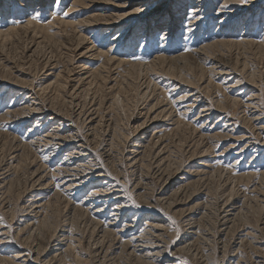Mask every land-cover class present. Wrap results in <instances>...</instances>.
<instances>
[{
  "label": "rangeland",
  "instance_id": "obj_1",
  "mask_svg": "<svg viewBox=\"0 0 264 264\" xmlns=\"http://www.w3.org/2000/svg\"><path fill=\"white\" fill-rule=\"evenodd\" d=\"M190 1L191 11L186 0H56L54 7L52 0H0V264H64L58 257L65 252L72 260L66 264L76 258L83 264H158V254L137 252L133 246L140 243L124 244V223L103 236L113 213L105 208L100 218L95 212L106 194L122 199L121 220L142 225L147 217H161L160 255L170 264H264L252 239L264 245V134L256 130L264 127V47L214 44L203 55L191 52L223 31L234 32L235 40L243 32L262 36L264 0L227 25L223 19L239 6ZM198 3L202 10L195 14ZM139 8L151 9L140 15ZM221 70L225 74H216ZM162 109L172 111V121L164 117L152 125L158 132L153 142L162 136L161 145L129 161L145 133L140 125ZM55 115L85 137L87 160L101 182L83 186L79 180L73 188L60 181L55 171L65 152L54 151L49 137L59 123ZM253 154L256 177L237 179ZM204 160L209 174L192 177ZM177 171L191 176L171 196ZM93 189L99 194L88 197ZM160 192L186 205L175 216L169 201L155 202ZM151 238L142 241L150 247ZM180 246L187 248L180 253Z\"/></svg>",
  "mask_w": 264,
  "mask_h": 264
},
{
  "label": "bare ground",
  "instance_id": "obj_2",
  "mask_svg": "<svg viewBox=\"0 0 264 264\" xmlns=\"http://www.w3.org/2000/svg\"><path fill=\"white\" fill-rule=\"evenodd\" d=\"M90 3H94V0H89ZM140 1V0H139ZM142 3H146L147 0H141ZM215 1V0H213ZM217 1V0H216ZM224 1V5L226 4L227 6H239L236 8V10L232 11L229 15H227L223 20L226 22V25L230 22V18H232L233 16L237 17L239 16L240 14L242 13H245L246 10H248L249 8H253L257 5V3L259 2L258 0H246V3H238L236 0H223ZM190 0H186V4L188 5V10L191 11V7H190ZM249 2V3H247ZM75 3H80V1H76ZM141 3V2H140ZM141 3V4H142ZM88 4V5H89ZM180 5H182L181 3H179ZM199 4V5H198ZM198 9L199 11H194L193 10V13L197 14V13H200L201 10H202V5L200 3H198ZM207 4V3H206ZM145 7L146 5H141L140 7ZM184 7V6H183ZM140 9V8H139ZM151 9V8H150ZM149 8H143V9H140V11H137L139 12L140 15L142 14H145L146 12H148L150 10ZM181 10L182 7L178 6V9L177 10ZM176 11V9H175ZM173 11L171 14H172V18H175L177 17L176 15V12ZM191 14V12H189ZM222 14V13H221ZM176 15V16H174ZM213 16V15H211ZM218 16V15H217ZM222 16V15H221ZM233 17V18H235ZM164 17H161L160 21L163 20ZM86 21V20H85ZM84 21V22H85ZM264 21V20H263ZM105 22V20H104ZM250 22V19H247V23L245 24V26H248ZM96 22H88L87 21V24L88 25H96L95 24ZM186 23V22H185ZM223 21L221 20L219 22V25L222 24ZM263 24V23H262ZM262 24H259V25H262ZM171 25V24H170ZM101 27L100 25L99 26H95V28L93 29V33L99 28ZM245 29V28H244ZM193 30V29H192ZM191 30V31H192ZM250 31V30H249ZM170 28L167 29V31H165L164 35H167V34H170ZM192 33V32H191ZM260 33V32H259ZM235 33L232 32V33H228L226 34L225 31L221 32V34L217 37H211L210 39L212 40V43H209L207 44L205 41L204 42H201V45L199 46L200 48L198 49V45H195L193 46V49L191 50V52H196L200 55H203V53L205 52H209L207 51L212 45L214 46V44H220V45H228V44H235V45H247V46H257L259 48L261 47H264V30L262 31V36H256L254 35L253 33L252 34H249V32L247 33H241V35L237 36V40L236 39V35H234ZM93 35V34H92ZM189 35V34H188ZM187 35V36H188ZM186 37V35H185ZM187 38V37H186ZM184 39V37H183ZM186 40V39H185ZM189 40V39H188ZM167 41V40H166ZM184 41V40H183ZM254 42H256V44H254ZM259 44V45H258ZM263 44V45H262ZM185 47H188V43L186 44L185 43ZM190 48V46H189ZM187 48V49H189ZM196 48V49H195ZM184 49V47H183ZM185 49V50H187ZM97 54L102 55V53H99L97 52ZM198 57V56H197ZM206 57V56H204ZM210 57V56H209ZM201 58V57H200ZM212 58V57H211ZM109 61H112V59H108ZM202 60V59H201ZM206 61H210V65H214L215 66V63L213 60H209V59H204ZM218 62V61H217ZM220 65V64H219ZM223 65V64H221ZM214 66H210L211 68L209 70L211 71H216V69H222L221 67L217 66V67H214ZM223 70H221L220 72H216V74H225V73H222ZM212 72V73H213ZM211 73V72H210ZM178 81V80H177ZM176 82V81H175ZM228 82V81H227ZM235 84H237L235 82ZM153 85V84H152ZM153 88H154V85H153ZM232 92V91H231ZM250 96V95H249ZM251 97V96H250ZM252 98V97H251ZM255 100V96L253 99H250V101H253ZM232 102H238V99H233ZM194 103V102H193ZM251 104V103H250ZM249 105V104H248ZM225 108H226V105H223ZM222 106V107H223ZM250 106V105H249ZM257 106V105H256ZM193 106H189L188 109H185L184 111H189L192 109ZM208 107V106H207ZM205 107L204 109V112L206 111H210L211 108H207ZM223 107V108H224ZM159 107V102L154 104L153 106L150 107V109L148 110V114L149 113H153V111L155 112ZM203 108V107H202ZM246 110V109H245ZM258 112V111H257ZM208 113V112H207ZM235 113V112H234ZM248 113V112H247ZM90 114V113H89ZM201 114V113H200ZM180 115V114H179ZM209 114H206V115H202V116H208ZM240 115V114H239ZM81 116V114L79 113L78 114V117ZM172 116V111H170L169 113H167V111H165V109H162L160 110V112L158 114H156L153 118L149 119L148 121H144V123H142L140 125L139 128H143V130H145V133L142 134L143 136H140L139 140L137 141V145H134L133 147L137 150H134V152H132L130 157L132 158H129V161H134V162H137L139 161V156L142 154V151L146 148V147H149L150 145L153 146L152 148H155V147H159V145H161V141H162V136L156 141V142H153V139L156 137L157 133L158 132H154V129L155 128H152V125L155 124V122H157L158 120H160V118H164V117H167V121H172V119L170 118ZM201 116V117H202ZM237 116V115H235ZM177 117V116H176ZM58 116L55 115V118L54 120H58L57 119ZM147 118V117H146ZM181 118V117H179ZM227 118V117H225ZM234 118V117H233ZM48 120H52L51 119H48ZM257 120V119H255ZM59 123L55 124V126H53V129H52V132L49 134L50 136V141H54L55 144L53 145H56L57 148L53 150L56 151V152H65L64 154V158L60 161V163L57 165V169L55 172H57V176H59V179L61 181V179L65 180L66 183H68L69 187H73V188H79L78 186V183H80L79 180H81V185H88L91 184V183H94V182H101L102 181V178L103 176L100 175V174H95L94 173H98L96 172V168H93V166L90 164V161L87 160V155L85 154V151H86V146H87V140L85 139V137H83L82 133H76V132H79V130H73L71 129L72 127H69L71 125H68L66 126L65 121H60L58 120ZM82 122L84 123V120H82ZM92 121L90 120L88 124V126H90V123ZM222 122V121H221ZM227 122V121H226ZM81 123V122H80ZM163 123V122H162ZM228 123V122H227ZM73 125V124H72ZM233 124L231 125H228V126H232ZM162 125L159 127L161 128ZM226 128V127H225ZM229 128V127H228ZM92 130V129H91ZM225 130V129H224ZM256 130H258V134L259 135H263L264 134V127H261V128H256ZM73 131H76V132H73ZM166 131V130H165ZM246 131V130H245ZM160 132V131H159ZM86 133V132H85ZM229 133V132H228ZM212 134V133H211ZM225 134H227V132L225 131ZM86 135V134H85ZM150 135V136H149ZM149 136V137H148ZM210 136V135H209ZM229 136V135H227ZM205 138V137H204ZM207 138V137H206ZM210 138V137H208ZM215 138V136H214ZM211 139V138H210ZM212 140V139H211ZM90 142V141H89ZM44 143V142H43ZM257 143V142H256ZM30 144V143H29ZM255 144V143H254ZM89 146V145H88ZM209 149V147H208ZM253 149V148H252ZM248 150V149H247ZM209 151V150H207ZM245 151V150H244ZM53 153V152H52ZM159 155V154H158ZM238 160V159H237ZM254 154L252 155V158H251V161L249 162V165L246 166V169L244 171V173L239 176V177H236L237 179H247L248 181H250L251 179H254L256 177V174L258 173V169L255 168L254 166ZM261 161V160H260ZM130 162V163H132ZM225 162V161H223ZM208 163V162H207ZM204 161L200 162L199 164H197V167L194 168L196 169L195 171H193V174H192V177L196 178V179H200V178H204L206 177L208 174H209V171L212 167L209 166V164H207ZM137 164V163H136ZM238 163H233L231 166H236ZM228 165V164H227ZM226 166V165H225ZM224 166V167H225ZM217 167H221L222 166H217ZM230 168L232 167H229L227 168V170L229 171ZM264 169V168H263ZM237 172V171H236ZM89 174V177L87 179H83L84 176L88 175ZM33 176V174H32ZM191 175L188 174V173H183V172H178L176 173L175 177H173L171 179V184L173 186H177L178 188H173L172 191H170L171 193V196H174V195H177L179 192H180V188L181 186L183 185H186V181L188 180V178L190 177ZM258 176V175H257ZM188 177V178H187ZM264 177V171L259 173V178H262ZM196 181V180H195ZM62 182V181H61ZM252 182V181H251ZM186 183V184H185ZM170 184V187L172 186ZM39 185V184H38ZM54 185V184H53ZM58 185V184H57ZM137 185V184H136ZM166 186V185H165ZM168 186V185H167ZM56 187V186H55ZM87 187V186H86ZM137 189V188H136ZM168 189V188H167ZM255 189V188H254ZM40 190V189H39ZM58 191V190H57ZM97 191V190H96ZM55 192V191H54ZM60 192V191H59ZM56 193V192H55ZM57 194V193H56ZM89 196L88 197H95L96 194H99V192H95V190L93 189V191L90 190L89 192ZM64 195V194H63ZM166 195H167V192L165 193H161L158 194V197L156 199V203L158 205H165L169 200L171 201L170 197L169 198H166ZM57 196V195H56ZM62 196V195H61ZM62 197H65V196H62ZM101 199V198H100ZM166 200V201H165ZM165 201V202H164ZM167 203L168 204V209L170 207H172V211L175 216L178 214V209H183L184 206L186 205V203H173V202H170ZM93 202V201H92ZM179 202V201H178ZM262 202V201H261ZM69 203V202H68ZM99 204H103V206L101 208H98V210L95 212V214L98 215V217L101 218V214L103 215V217H105V213L106 211L104 210L105 208H109L111 211V213H113L111 215V217L113 218L112 222L109 223L108 225H106L105 227V230L102 232L103 233V236L104 237H110L112 236V234L114 233V228H117L121 223H124L125 225L123 226V228L121 229L120 233L127 236V239L124 244H127V245H130L129 242H132L133 240L136 241L137 243H140L139 245L137 246H133L135 249H139L137 252H150V253H154V254H158L157 255V262L158 264H170L171 260L170 259H167V258H163L161 257V255L164 253L163 249L161 250V247L159 246L158 244V239L161 238L162 236V233H163V226L161 224V217H157L156 215L155 216H152V217H147L148 219H146L145 223H142V225H140V223L138 224V221L137 220H133L131 221L130 223L127 221V220H121V216L122 214L125 212V207L123 205V201L120 197L118 196H111L109 194H106L105 195V199L104 200H100V202H98ZM188 203V202H187ZM94 204V202H93ZM97 204V203H96ZM83 206V205H82ZM77 208V207H76ZM192 208V207H191ZM83 211L85 210L84 208H81ZM106 209V210H107ZM171 210V209H170ZM78 211V210H77ZM182 211V210H181ZM179 211V212H181ZM177 212V213H176ZM193 212V211H192ZM31 213V212H30ZM184 213V212H183ZM110 214V213H109ZM225 214V213H224ZM109 216V215H108ZM233 217L235 215H232ZM110 217V218H111ZM185 217V220L188 221L189 220V214L187 216H184ZM120 218V219H119ZM181 218V217H180ZM225 219L227 218H231V215L230 214H225L224 216ZM142 219V218H141ZM101 219L98 218V221H95V228L96 226H98L100 224V221ZM105 220V219H104ZM184 220V219H182ZM94 221V220H93ZM191 221V219H190ZM185 222V221H184ZM165 224V223H164ZM190 224V223H189ZM193 227V226H192ZM143 228L142 231H138V229H141ZM192 231V230H191ZM186 232V231H185ZM127 233V234H126ZM256 234V233H255ZM4 235V234H3ZM63 235V234H62ZM120 235V234H119ZM145 235H150L152 238L151 240L149 241L150 242V247L149 246H146L145 243H147L145 240L142 241V239L145 237ZM187 235V234H186ZM190 235V234H189ZM257 236V235H256ZM254 235V237H256ZM115 237V236H114ZM147 237V236H146ZM253 235H248V237L246 238H252ZM67 238V237H66ZM123 238V237H122ZM185 238V236H184ZM244 238V237H243ZM112 239V238H111ZM136 239V240H135ZM253 239V244H258L257 247H259L260 245V251L261 253L264 254V245L263 243H259L258 241H255L254 238ZM2 240V239H1ZM69 240V239H68ZM258 240V239H256ZM238 241V239H237ZM121 242V241H120ZM239 242V241H238ZM262 242V241H260ZM60 243H57V245H54V246H60L59 245ZM73 241H70L69 245L70 247H72L73 245ZM246 245V244H245ZM53 246V247H54ZM237 246V245H236ZM261 247H263L261 249ZM59 248V247H57ZM175 248V247H173ZM177 248V247H176ZM175 248V249H176ZM187 246H184V247H179L177 250L181 253V251H183L184 249H186ZM70 249V248H69ZM60 249H55L53 250L54 253H57L59 252ZM69 251V250H68ZM136 251V250H134ZM259 252V251H258ZM60 254V253H59ZM59 254L57 255V257L59 256ZM63 254V253H61ZM66 256L67 253L65 252ZM161 254V255H160ZM262 254V255H263ZM75 255V254H74ZM72 255V258L73 256ZM17 256V255H15ZM65 255L63 256H59L58 257V261L59 262H63L64 264L68 263V261H72V260H67L68 257H66ZM143 256V255H142ZM154 257V256H153ZM233 257V256H232ZM264 257V256H263ZM254 258V257H253ZM53 259V258H52ZM262 259V258H261ZM51 260V259H50ZM150 260V259H149ZM176 260V259H175ZM56 263V262H55ZM74 263V261H73ZM83 264V261L80 260L79 258L75 260V263L74 264ZM254 264H258V263H254ZM262 264V263H261Z\"/></svg>",
  "mask_w": 264,
  "mask_h": 264
},
{
  "label": "snow or ice",
  "instance_id": "obj_3",
  "mask_svg": "<svg viewBox=\"0 0 264 264\" xmlns=\"http://www.w3.org/2000/svg\"><path fill=\"white\" fill-rule=\"evenodd\" d=\"M239 2H240L241 4H243V3H246V0H239ZM55 3H56V0H52V5H53V7L55 6ZM224 7H227V5L225 4ZM137 11H140V9H137ZM64 15H67V13L65 12ZM53 16H55V13H53ZM36 18H37V16H33V17H32V19H36ZM137 59H138V58H137ZM44 159H47V157H44ZM133 203H135V201H133ZM173 223H174V222H173Z\"/></svg>",
  "mask_w": 264,
  "mask_h": 264
}]
</instances>
